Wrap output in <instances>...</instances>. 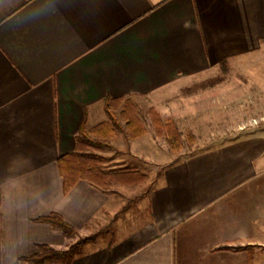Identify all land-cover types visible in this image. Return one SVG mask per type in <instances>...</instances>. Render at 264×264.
Returning a JSON list of instances; mask_svg holds the SVG:
<instances>
[{"label":"crops","instance_id":"0c3cea01","mask_svg":"<svg viewBox=\"0 0 264 264\" xmlns=\"http://www.w3.org/2000/svg\"><path fill=\"white\" fill-rule=\"evenodd\" d=\"M261 51L264 0H0V176L31 154L44 201L26 258L76 235L92 239L69 264H264V134L187 155L139 195L67 189L58 166L83 122L92 135L108 121L107 98L160 95ZM52 213L76 234L41 220Z\"/></svg>","mask_w":264,"mask_h":264},{"label":"rangeland","instance_id":"374dc122","mask_svg":"<svg viewBox=\"0 0 264 264\" xmlns=\"http://www.w3.org/2000/svg\"><path fill=\"white\" fill-rule=\"evenodd\" d=\"M112 109L121 128L108 139L111 147L80 150L99 155L106 171L137 170L128 179L110 182L139 195L159 184L165 167L187 155L242 136L264 134V51L223 61L212 72L180 82L160 95L125 98L112 103ZM127 109L145 129L137 137L126 126ZM91 136L95 138L94 133ZM175 137L179 144L173 146ZM80 238L75 235L73 241Z\"/></svg>","mask_w":264,"mask_h":264},{"label":"trees","instance_id":"16d2710c","mask_svg":"<svg viewBox=\"0 0 264 264\" xmlns=\"http://www.w3.org/2000/svg\"><path fill=\"white\" fill-rule=\"evenodd\" d=\"M105 110L108 116V121L99 124L93 130L95 138L87 132L85 123L83 122L76 137L78 150L64 155L58 160V166L65 180L67 189H69L78 180L89 181L98 186H106L112 180H120V177H127L126 179H128L132 175L138 174L135 169H114L106 171L100 166L101 158L99 155L80 150V148H83L84 146L94 148L105 146L111 147L108 139L115 133L116 130L121 128V125L112 109V101L110 98L106 99ZM131 112V110L127 109L128 114L126 115V126L130 130V134L137 137L141 135L145 129L141 123L137 122V118L132 115ZM177 142L179 144L178 140L175 142L171 141V144L175 146ZM41 220L49 222L53 226L57 227L66 236L76 234L75 227L66 222L58 213H52L49 216L42 217ZM91 239L92 237L80 238L67 250H58L50 247L49 245H39V252L26 258V260L29 264H45L47 262L55 261L69 264L74 256L82 254L83 244Z\"/></svg>","mask_w":264,"mask_h":264},{"label":"clouds","instance_id":"9594fccd","mask_svg":"<svg viewBox=\"0 0 264 264\" xmlns=\"http://www.w3.org/2000/svg\"><path fill=\"white\" fill-rule=\"evenodd\" d=\"M33 157L19 152L0 176V264H23L40 242L42 225L31 216L43 206Z\"/></svg>","mask_w":264,"mask_h":264}]
</instances>
